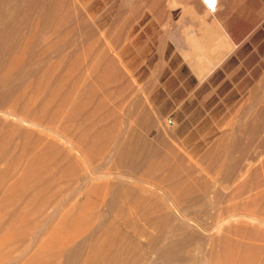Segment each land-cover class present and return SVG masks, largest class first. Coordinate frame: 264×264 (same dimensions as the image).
Masks as SVG:
<instances>
[{
    "label": "rangeland",
    "instance_id": "obj_1",
    "mask_svg": "<svg viewBox=\"0 0 264 264\" xmlns=\"http://www.w3.org/2000/svg\"><path fill=\"white\" fill-rule=\"evenodd\" d=\"M122 1L124 0H68V6L70 5L68 8L71 9L70 11H68V8L65 10V12H67L66 15H68V19L65 26H63L62 31H64V36L66 32L68 33L66 36L68 37L69 35L71 42H67L69 41V38L65 36L67 43L64 53L69 54V56H67L69 58L70 56L75 58L74 55L76 54L77 56L75 59H78L79 66H70L69 62L73 61L74 58H67L69 64L67 68L73 78L79 77L80 80L82 79V82L94 84L97 86L95 88H101V91L96 89L97 91L94 99V102H96L93 103L92 100V103L89 102V105L87 104V108L93 109L95 106L97 107L98 98H101L102 104L105 106V109H102V105L99 106V108L97 107L95 112L98 116L94 112L91 116L95 118L90 117L87 119L83 128L88 129L90 134L95 133L99 129L107 128L108 133L111 136L109 135V137H106L105 140H97L91 145L79 142L78 136L74 134L76 125L78 126V124L75 123V121L77 122V119H71V122L70 120L67 121L65 117H63L66 108H60L57 110V112L52 116L53 118L49 115L38 117L39 119L37 118L36 122L39 123V125H21V128L17 131L19 134H22V131L24 130H32L31 133H33V131L34 133L32 134L31 141H26L22 135L18 136L19 134H15V139L20 140L21 142H17H20L21 144L19 143L20 145H14L12 149H14L13 151L15 153L18 155L20 154L21 156L16 165L17 167L20 163V167L16 168L15 166H12V164H8L6 161L0 160V179L4 177V174H6L5 176L7 177V183L5 182L4 187L0 188V198H3L0 200V217L3 216L4 219H1L5 222V226L0 232V250H3L5 254H7L3 259L5 264H29L28 262L30 261L32 254L35 252L34 250L37 248L41 246L48 248L61 244H70L72 240H79L81 236L85 235L90 229L88 230L89 225L87 223V227H82L84 224L82 215H84L86 211H90L93 206H96L97 209H104L102 205L103 194L100 196L97 194H91L89 198V203L91 204L83 210L79 209L81 202L84 200L86 189H88L92 183L102 184L105 182H114L115 180L118 181V179L121 178L119 180L126 183L131 182L132 184L133 182L136 183L139 181L143 182L146 186L148 185L149 187L152 186L151 188H156V185H154L152 180L147 177H143L140 174L134 173L132 176L128 177L119 173L125 172L127 168L124 166H116V161L113 160L114 152L112 148L116 144L117 140L119 141L120 139H123V137L125 138V136L130 137V134H132L135 138L138 136L139 138H137L140 140H148L151 146L156 148L159 147L158 149L162 152L165 149L166 151H169L171 148L175 153L177 151L179 155H184L186 158L191 157L195 164L199 167L201 166L200 168L203 169V176L209 182L212 181V186L208 189L210 194H213L211 191L214 190L215 187L223 190L221 191L219 189L222 194L223 192H234L226 191L225 188H227V190L228 188L229 190H235L236 182L224 183L222 174L213 173L208 170L205 162L203 161V157L209 151L214 149L219 140L224 136L226 137L228 135L229 139L232 141L235 134L237 137L241 135V131L238 129H243V127L247 128L248 124L255 120L256 109L264 108V0H218L219 5L217 10L211 13L210 16L204 6H197L196 10L190 14L183 4L178 5V7L170 6L168 1L171 0H163L165 3L167 1V5H165L164 8L150 9L148 7H139L131 10L125 9L124 13V10H120L119 8ZM179 1L185 2L188 0ZM228 1L230 3H228ZM133 10H136V12H133ZM117 12L121 14L119 15ZM198 14H201V16ZM83 16H85L88 20L86 18L85 20ZM118 17H123L124 20ZM81 18L83 20H81ZM70 20H72L73 23L72 21L70 22ZM119 20H122V22ZM68 30L70 32H68ZM98 34H101L100 36L103 35L101 39L100 36L97 37ZM111 35L112 37H110ZM114 35L117 38H115ZM193 35L195 39L205 43L206 47H204L203 52L194 51L191 40L193 39ZM56 37V35H46L42 33L39 42L34 46L31 52L29 51V53L42 56L43 48L48 43L57 39ZM105 40L107 41V44L104 43L106 45L103 48L101 47V44L106 42ZM94 42H97L95 46H93ZM21 43L22 45L27 43V38L21 39ZM69 43L72 44L69 46ZM111 44H113L114 47ZM98 45H100V48ZM88 46L92 50L89 49ZM97 46L98 48H96ZM102 46L104 45L102 44ZM118 48L120 49L117 50ZM95 49L96 53L94 52ZM103 50L106 52L107 57L109 56L110 60L114 61H112L114 63L112 65H114L116 72L118 73L116 82L114 80L116 84L111 82L110 85L105 87L97 82L95 73L90 68V65H92L97 53H100ZM111 50L112 53H114L113 56H111ZM211 50H214L215 54H212L214 51L212 52ZM116 51L118 53H116ZM55 54L56 56L58 55L57 50H52L51 54H49L52 61L54 59V61L57 60ZM80 55L82 57H80ZM187 55L189 56L187 57ZM117 57H119V59ZM83 60H85V62ZM80 62H83V64ZM119 62H122V64ZM197 64L203 66L204 70L201 71L200 69H195ZM86 70L89 71L88 74ZM132 80L133 82H130ZM103 88L104 90H102ZM125 89H128V92ZM99 114L102 116H99ZM0 117L5 122L9 120L8 122L11 123L12 119H5L2 115H0ZM42 120L43 122H41ZM94 121H96L95 123L98 122V124L93 125L92 123ZM8 122L6 123L10 124ZM34 126H40V129ZM50 126L53 127V129ZM68 126L74 132L67 131ZM96 126L99 129H97ZM41 127L45 130L44 132H42L43 130ZM33 129L36 130V133ZM119 131H123L124 133ZM51 132L54 136H56V138H59L60 136V139H57L59 142L53 135H50L52 134ZM122 134H125V136ZM229 134L231 135L229 136ZM35 135L36 137H34ZM244 135L245 137H243V143L241 145L242 147L245 146V150L242 151L243 153L235 151L233 157L240 158V163L242 162L241 164L244 167H242L243 171L245 169L243 174L246 173V178L245 175H242L241 179L243 177V179L249 178L251 180L253 179L250 178L251 172H253L252 170L256 168L262 170L264 168V150L259 146L263 140L262 137H264V132L262 136L254 139L250 133H247L248 136L246 134ZM66 138L70 141L69 143L61 142L62 140L66 141ZM168 143L171 144L169 145ZM64 144L65 146H63ZM66 144L68 145L66 146ZM166 144L168 146H166ZM70 145H74L75 148H73V150L71 149L72 158L66 159L65 155L69 150ZM200 155L202 158L199 157ZM32 157L34 158V163L32 164L33 170L32 168L31 170L35 175V178L34 180L31 179L22 183L20 188V193H22V195H17L15 200L8 191L10 188L9 185L15 178L20 177L21 174L23 177L27 173ZM247 157L252 158L248 159ZM79 158L81 160H79ZM73 160H77L81 175H91L92 177H96L98 174L99 176L110 174V172L111 174L109 177L99 179V182H97L98 179H90L85 182L81 175L73 178L60 175L62 174V168ZM5 162L8 164L7 166ZM82 162H84L85 166ZM111 169L113 171H111ZM250 169L252 170L250 171ZM24 170H26V172H24ZM47 171L48 173H46ZM15 172H18V174H15ZM207 172L210 174L208 175ZM134 176L135 178H133ZM37 178H39V180ZM8 179L11 182L8 181ZM82 179L84 181L83 183ZM109 179H111V181ZM76 180L77 183H75ZM103 180L104 182H102ZM219 182L221 184H219ZM250 182L252 183V181ZM255 190H252L253 192L248 191L242 194V197H236L239 198L238 200H234L233 198L221 205H227L229 202L232 203L240 201L243 197H245L244 195L247 196L250 193L252 194L257 191ZM92 203L94 205H92ZM75 207L76 211L73 209ZM77 209L78 211L80 210L79 213ZM7 211L10 213L8 214ZM73 211H75L76 214ZM45 212L47 213L46 217H44ZM67 215H70L73 219H75L72 226L71 224L68 225L64 223ZM9 216L12 217V219H10ZM11 221H16L18 223L16 226L12 227L9 225ZM92 222H94V220H92ZM39 225L42 226L39 227ZM73 226L75 229H71ZM22 231L23 236L16 240L14 233ZM153 232L157 233V231ZM37 236V240L32 241L35 240ZM6 240H8L7 242L9 244ZM139 240L144 243L146 238L145 236H140ZM8 246L12 248H9ZM20 247L22 248L21 252L23 253H20ZM211 247V244L207 246V250L211 249ZM17 249L19 252L16 251ZM146 249L147 255H155L150 248ZM13 254L16 256H13ZM199 255L202 256L201 253H199ZM7 259H10L11 261Z\"/></svg>",
    "mask_w": 264,
    "mask_h": 264
},
{
    "label": "bare ground",
    "instance_id": "obj_2",
    "mask_svg": "<svg viewBox=\"0 0 264 264\" xmlns=\"http://www.w3.org/2000/svg\"><path fill=\"white\" fill-rule=\"evenodd\" d=\"M168 2L169 5L172 7H176V6L178 7V5L183 4L184 7L188 10V12H190V14L191 12H194L196 10L197 6H204L207 12H209V16L211 13L217 10V7L219 5L218 0H188L185 2H180L179 0H171ZM166 3L163 0H140V1L124 0L119 5V8L120 10L123 9L124 10L123 12L125 13V9L131 10L139 7H148L150 9L164 8L165 5H167ZM228 3L230 2L228 1ZM68 7H70V5L68 6V0H0V115H2L5 119H12L11 123L8 122L9 120L6 121L10 123L7 124L0 117V160L1 161L4 160L8 164H12V166L16 167L21 157L20 154L18 155L13 151L14 149H12L14 145H17L21 142L20 140L15 139V134L16 135L19 134V132L17 131L21 128V125L22 126L39 125V123L36 122V119L38 117L40 116L44 117V115L47 116L49 115L50 117H52L60 108H66L63 117H65L67 121L70 120L71 122V119H75V118L77 119V122L75 121V123L78 124V126L76 125V128L74 130L75 132L72 129H70L69 126L67 127V131H73L74 134L78 136L79 142L91 145L94 144L97 140H105L106 137H109L110 135L108 133L107 128L99 129L96 126V128L99 130H97L95 133L92 134L89 133L88 129L83 128L84 127L83 125L86 124L87 119H89L90 117L95 118L91 115L96 111L97 107L99 108V106L101 105L103 106V104L101 98H98L97 96V98L99 99L97 103L98 104L97 107L95 106V108L93 109H88L87 106L89 105V102H91L92 100L93 103L96 102V101L94 102L96 91L98 89L100 90L101 88L100 87L95 88L97 86H95L94 84L82 82L81 81L82 79L80 80L79 77L73 78L72 74L69 72V69L67 68V66L69 65L68 59L72 57L71 56L70 58L67 57L69 56V54H65L64 49L66 43L71 41L69 35L68 37L66 36V34H68L66 32L65 36L69 38V41L66 42L63 33L64 31L62 30H63V26H65V23L68 19L67 18L68 15H66L67 12H65V10ZM70 9L68 8V11H70ZM134 11L136 12V10H133V12ZM199 16H201V14ZM83 18L85 19L86 17L83 16ZM120 19H123V17ZM81 20L83 19L81 18ZM71 21L72 20H70V22ZM119 21L122 22V20ZM68 32L70 31L68 30ZM42 33L46 35L47 34L54 36L56 35L57 39L53 38L55 40L48 43L43 48L42 56H37L36 54L29 53V51L31 52L34 46L37 45V43L39 42ZM101 34H98V36L97 35L96 36L99 37ZM102 36H100V39ZM110 37H112V35ZM23 38H27V43H24V45H22L21 43V39ZM115 38L117 37L115 36ZM191 40L194 51L203 52L204 47H206L205 43L195 39L194 35H193V39ZM96 43L94 42L93 46H95ZM104 43L107 44V41L102 43L104 46H102L101 44V47L103 48L106 45ZM71 44L72 43H69V46ZM111 45L113 46V44ZM98 46L100 48V45ZM98 46L96 48H98ZM88 48L91 49L89 46ZM119 49L120 48H118L117 50ZM52 50L58 51V55L56 56L55 54V57H57L56 61H54L55 59L52 61V58L49 55L51 54ZM94 52L96 53V49ZM116 53L118 52L116 51ZM113 54L114 53H112L111 56H113ZM212 54H215V51ZM74 56L76 58L77 55L75 54ZM188 56L189 55H187V57ZM80 57L82 56L80 55ZM75 58L73 61L69 62L70 66L75 67L76 65H78L79 61L78 59ZM108 58L109 56L107 57L106 52L103 50L100 53H97V56L96 58H94L92 65H90L91 67L89 66L92 69V71L95 73V78L97 82H99L103 87L110 85V83L114 82V80L116 82V79L118 78V73L116 72L114 65H112L114 64L113 63L114 61ZM117 58L119 59V57ZM83 61L85 62V60ZM119 63L122 64V62ZM81 64H83V62ZM202 67L203 66L197 64L195 69H200L202 71L204 70V67L203 68ZM88 72L89 71H87V74ZM75 73H76V69H75ZM130 82H133V80ZM102 90H104V88ZM126 91L128 92V89ZM102 109H105V106H103ZM101 114H99V116ZM41 122H43V120ZM95 122L96 121L91 123L93 125L98 124V122L97 123ZM38 128L40 129V126ZM51 128L53 129V127ZM41 129L43 130L42 127ZM238 130L241 131V132L238 131L241 133V135L237 137L236 134L234 133L235 137L234 136H233L234 138L232 137L233 138L232 141L229 139L228 135L226 137L224 136L219 140V142L217 143L214 149L209 151L205 156L203 155L204 156L203 161L205 162L206 167L208 168L209 171L213 173L222 174V179L224 183L236 182L235 190H231V189L229 190V188L227 190V188H225L226 191H230V192L234 191L233 192L234 194L232 192L231 193L223 192L222 194L219 191L220 188L217 189L216 187L214 190L211 191L213 192V194H210L208 192V189L211 188L212 181L209 182L203 176L204 174L202 172L203 169L200 168L201 166L200 167L197 166L191 157L186 158L184 157V155L183 156L179 155L177 151L175 153L174 150H172L171 148L169 151H166L165 149L162 152L161 150L158 149L159 147L156 148L151 146L148 140H140L138 139L139 138L138 136H136L135 138L132 134H130V137H127L125 136V134H122L125 136V138L123 137V139H120L121 137L118 135L120 137L119 138L120 140L118 141L115 137V139L118 142L116 141V144L114 143L115 144L114 146L111 145L113 146L112 149L114 152L113 160L116 161L117 167L124 166L127 168L125 172H119V173L121 175L128 177L132 176L134 173L140 174L143 177H147L150 180H152L154 185H156V188L155 187L151 188L152 186L149 187L148 185L146 186L144 185L143 182H139V181H137L136 183L132 181L133 182L132 184L131 182L126 183L122 180H119L121 178L119 179L117 178L118 181L115 180L114 182H105L102 184L92 183L91 186H89L88 189H86V193L84 192L85 193L84 200L83 202H81V204L79 203L80 204L79 209L83 210L84 208H86L88 205L91 204L89 203V198L91 194H97L99 196L103 194L102 205L104 209L103 210L97 209L96 206H93L91 207L90 211L88 210L84 213V215H82L83 216L82 219L84 223L82 227L86 226L87 223L89 225L88 230L89 229L90 230L85 235L81 236L79 240H74V241L72 240L70 244H64V245L61 244L48 248L41 246L37 248L36 250H34L35 252L32 254V257L28 263L29 264H35V263L37 264H264V168L262 166L263 168L262 170H259L257 168L254 170L250 169V171L251 170L253 171L251 172L250 178H253L251 180L249 178L243 179V177L241 179V176L246 174V173L243 174L245 169L243 171L244 167L241 164L242 162L240 163V158L233 157L235 151L242 152L243 150H245V146L242 147L241 145L243 143V137H245L244 134L247 135V133H250L251 136H253V139L262 136L264 132V108L256 109L255 120L252 123L248 124L247 128L243 127V129L239 128ZM31 131L24 130L22 131L23 133L19 134L18 136L22 135L24 140L31 141L32 134L34 133V131L33 133H31ZM44 131L45 130H43L42 132ZM119 132L124 133L123 131H119ZM50 135H53V133ZM230 135L231 134H229V136ZM34 137H36V135ZM54 138H56V136H54ZM262 138L263 140L262 142L260 141L261 143L259 146L264 150V137ZM57 139L59 140L60 136L59 138H56V140ZM61 142L69 143L70 141L66 138V141L62 140ZM67 145L68 144H66V146ZM63 146H65V144ZM166 146L168 145L166 144ZM69 147L70 148L65 155L66 159L72 158L71 149L73 150V148H75L74 145H70ZM199 157H201V155ZM250 158L252 157H249L248 159ZM79 160L81 159L79 158ZM30 163L31 164L30 167L27 169L28 170L27 173L23 177L21 174L20 177L15 178L14 181L9 185L10 188L8 191L14 197L13 199H15L19 194L22 195V193H20V188L22 186V183L27 182L28 180L31 179L34 180L35 178V175L33 174L32 171L33 170L32 164L34 163L33 157ZM82 163L84 165V162ZM8 164H6V166ZM19 164L17 166L18 168L20 167ZM112 169L111 171H113ZM18 172H15V174L16 173L18 174ZM24 172H26V170H24ZM46 173H48V171ZM61 173L62 174L60 175H64L67 177L69 176L71 178L78 177L79 175H81L80 169L77 164V160L70 161L69 164H66V166L62 168ZM110 174H105L100 176L98 174V176L96 177H92L91 175L89 176L81 175V176L83 177L85 182H87V180L90 179H98L97 182H99V179L109 177ZM207 174L209 175L210 173L207 172ZM5 175L6 174H4V177L0 179V188L4 187L5 182L7 183L6 180L7 177ZM133 178H135V176ZM9 179L8 181H10ZM37 179L39 180V178ZM83 179H82V183L84 182ZM109 180L111 181V179ZM250 181H252V183ZM102 182H104V180ZM75 183H77V180L75 181ZM219 184L221 183L219 182ZM252 190H255L256 192L252 194L249 192L250 194L247 196L244 195L245 197H243L240 201H235L232 203L229 202L227 205H221L222 203L224 204L226 201H230L233 198L234 200H238L239 198L236 197H242V194ZM2 199L0 198V200ZM92 205L94 204L92 203ZM73 209L76 211V207ZM75 211L73 212L76 214ZM7 213L9 214L10 212L7 211ZM44 214L45 216L44 215L43 216L46 217L47 213L45 212ZM1 218L4 219V217L3 216L0 217V232L5 226L4 225L5 222ZM10 219H12V217H10ZM92 220H94V222H92ZM74 222L75 219H73L72 216L67 215L65 217L64 220L65 224L68 225L71 224L72 226ZM17 223L18 222L16 221L14 222L11 221L9 225L13 227L16 226ZM41 226L42 225H39V227ZM71 229H75V227L73 226V228ZM153 231H157V233L155 232L156 233L155 234ZM22 236H23V231L14 233V237L16 238V240L18 238L20 239V237ZM140 236H145L146 241L144 243L141 242V240H139ZM37 238L38 236L36 237L35 240L32 241H36ZM7 241L8 240H6V242ZM210 244L212 245V247L211 249L207 250V246H209ZM8 247L12 248L10 246ZM146 248H150V250L155 255L154 256L147 255ZM2 251L0 250V264H5L3 262V259L7 254H5L4 251L3 252ZM16 251H18V249ZM21 251L22 248L20 250V253H23ZM199 253H201L202 256H200ZM13 256L16 255L13 254Z\"/></svg>",
    "mask_w": 264,
    "mask_h": 264
}]
</instances>
